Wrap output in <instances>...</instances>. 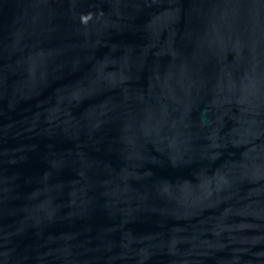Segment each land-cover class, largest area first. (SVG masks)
<instances>
[{
    "label": "water",
    "instance_id": "obj_1",
    "mask_svg": "<svg viewBox=\"0 0 264 264\" xmlns=\"http://www.w3.org/2000/svg\"><path fill=\"white\" fill-rule=\"evenodd\" d=\"M0 264H264V0H0Z\"/></svg>",
    "mask_w": 264,
    "mask_h": 264
}]
</instances>
